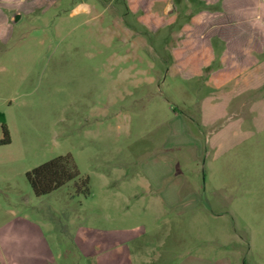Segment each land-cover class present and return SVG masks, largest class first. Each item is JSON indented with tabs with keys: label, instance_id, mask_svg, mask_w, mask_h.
<instances>
[{
	"label": "rangeland",
	"instance_id": "1",
	"mask_svg": "<svg viewBox=\"0 0 264 264\" xmlns=\"http://www.w3.org/2000/svg\"><path fill=\"white\" fill-rule=\"evenodd\" d=\"M14 1L0 7V221L13 211L98 225L99 215L126 213L153 228L139 241L163 264L188 254L264 264V0L257 63L223 85L212 76L225 66L219 23L248 0L154 7L176 19L171 26L144 21L146 0L139 9L126 0ZM208 35L216 57L195 60L199 74L187 58L206 52ZM65 155L89 194L69 182L36 196L26 173Z\"/></svg>",
	"mask_w": 264,
	"mask_h": 264
},
{
	"label": "crops",
	"instance_id": "2",
	"mask_svg": "<svg viewBox=\"0 0 264 264\" xmlns=\"http://www.w3.org/2000/svg\"><path fill=\"white\" fill-rule=\"evenodd\" d=\"M139 1L126 0V3L130 8L139 9ZM174 2L146 0L145 10L149 13L144 17V21L155 26L173 25L176 21L174 17L165 19L152 11L154 7L168 11ZM11 4L15 5L17 2L0 0L1 8ZM260 4V0H248L242 4L238 2L236 18L222 17L219 23L220 35L216 37L220 43H224L220 59L225 66L221 69L220 77H217L215 72L212 73L217 83L223 85L229 79H237L238 75L251 70L257 63L256 54H260L258 43L262 27ZM82 7L90 13L93 6L84 4ZM12 11L14 10L10 12ZM12 17L13 20L17 19V16ZM154 19H157V22L154 23ZM212 24L206 22L208 26ZM213 38V35L204 38L206 43L203 50L206 52L199 51L187 58L189 66L192 65L199 74H202L203 70L193 66L194 61L203 59V65L208 66L216 57ZM194 41L199 42L197 39ZM175 182L176 185L172 186L173 192L176 186L181 187L179 181ZM186 183L190 185V182ZM175 197L178 199L179 195H174L172 199ZM11 214L12 217L7 221H0V264H163L167 259L166 256H152L149 243L143 245L139 241L145 235H152L153 228L133 226L126 213L120 217L110 213L99 215L98 225L91 224L88 219L78 215L75 220L58 226L40 221L27 213L18 214L11 211ZM204 262V257L188 254L177 264Z\"/></svg>",
	"mask_w": 264,
	"mask_h": 264
},
{
	"label": "trees",
	"instance_id": "3",
	"mask_svg": "<svg viewBox=\"0 0 264 264\" xmlns=\"http://www.w3.org/2000/svg\"><path fill=\"white\" fill-rule=\"evenodd\" d=\"M4 127L2 143H9L8 130ZM27 181L36 196H44L61 188L69 182H76L78 191H83L87 196L88 177L80 176L77 166L70 155L59 156L51 159L26 173Z\"/></svg>",
	"mask_w": 264,
	"mask_h": 264
}]
</instances>
